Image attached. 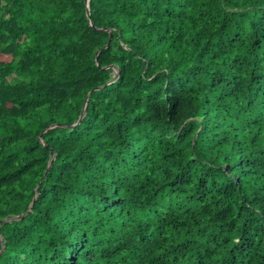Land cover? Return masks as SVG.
Instances as JSON below:
<instances>
[{
    "label": "trees",
    "instance_id": "obj_1",
    "mask_svg": "<svg viewBox=\"0 0 264 264\" xmlns=\"http://www.w3.org/2000/svg\"><path fill=\"white\" fill-rule=\"evenodd\" d=\"M88 9L0 0V264H264V0Z\"/></svg>",
    "mask_w": 264,
    "mask_h": 264
},
{
    "label": "water",
    "instance_id": "obj_2",
    "mask_svg": "<svg viewBox=\"0 0 264 264\" xmlns=\"http://www.w3.org/2000/svg\"><path fill=\"white\" fill-rule=\"evenodd\" d=\"M85 4H86V12H87V15L89 16L88 0H85ZM91 23H92V22H91ZM109 34H110V36H109V38H108V40H107L105 46H107V45L109 44L112 32L110 31ZM99 87H100V86H97L96 88H99ZM89 94H90V92L86 95V98H85V101H84L83 107H82V109H81L80 115H79V117H78L76 123H78V122L81 120V118H82V116H83V114H84V111H85V108H86V102H87V100H88ZM54 125H55V124H51V125H49L48 127H51V126H54ZM48 127H47V128H48ZM45 130H46V129H45ZM52 158H53V156L51 157V159H50V161H49V163H48V165H47V167H46V170H45V172H44V176L47 174V171H48L49 166H50V164H51V160H52ZM44 176H43V177H44ZM35 188H36V187H35ZM35 196H36V194H34L32 200H34ZM31 204H32V201H31V203H30L29 208L27 209V211L30 209ZM23 214H24V213H21V214H18V215H14V216H9V217H3V218L1 219V221L17 219V218H20L21 216H23Z\"/></svg>",
    "mask_w": 264,
    "mask_h": 264
}]
</instances>
